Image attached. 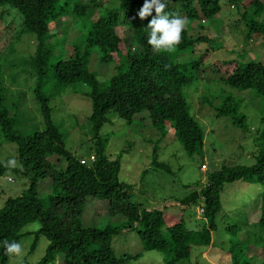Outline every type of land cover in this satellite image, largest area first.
I'll use <instances>...</instances> for the list:
<instances>
[{
    "label": "trees",
    "instance_id": "obj_1",
    "mask_svg": "<svg viewBox=\"0 0 264 264\" xmlns=\"http://www.w3.org/2000/svg\"><path fill=\"white\" fill-rule=\"evenodd\" d=\"M60 1L0 0V7L8 6L20 14L21 33L36 37V51L30 57V63L39 81L34 97L44 125L42 131L29 135L12 130V119L3 107L0 83V129L6 141L16 145L18 160L16 168L0 161V177L11 172L26 178L29 183L19 196L8 197L0 208V264H7L11 258L6 254L3 241L20 243L28 234H22L21 230L34 221L40 223V228L35 233L30 252L36 247L38 235L48 241L44 256L36 264H57L59 255L63 258L61 264H123L139 255L117 257L112 241L119 233L132 231L138 235L144 251L163 252L166 264L188 260L193 248L211 246L227 185L242 182L264 188V116L260 118L258 136L253 139L255 150L251 165L223 164L218 170L207 173V181L199 191H193L178 201L181 206L200 203L202 222L195 229L186 225L182 215L179 219L169 220L165 209L143 208L131 201L133 187L119 181L120 157L110 159L105 154L100 129L110 122L109 116L117 117L127 125L134 120L143 122L146 119L151 127L160 131L162 138L171 130L187 155L200 154L204 130L190 113L183 88L197 79L207 53L187 63L178 61V58L181 52L193 49L196 44L210 42L213 47L216 39L191 36L186 28L175 51H154L147 43V26L156 15L155 11L152 16L141 20L137 13L144 0H115L116 8L101 10L88 27L83 26L84 31L78 35L79 40L72 47L70 58L50 64L52 48L49 42L57 34L60 20L73 13L75 17L92 18L102 0H85V4L79 0H64L63 4ZM71 1L74 2L70 4ZM166 3V13L179 14L187 23L200 19L211 21L221 10L220 0H166ZM226 3L235 7L241 20L247 24L246 40L253 35L264 38V21L260 20L264 15V0H226ZM118 27L126 28L130 35L121 39L116 33ZM92 48L97 49L99 61L113 69L106 82H99L96 74L87 69ZM215 67L222 84L239 91L252 90L264 100V63L231 60L215 64ZM47 74L63 86L75 83L89 86L85 97L90 103L88 121L95 139L94 162L81 164L80 158L65 149L62 135L51 119L49 99L41 92V79ZM242 103L241 99L227 95L215 107L216 118H229L233 126L246 130V117L239 111ZM125 151L126 147L122 152ZM152 152L151 165L164 168V164L158 162V149L155 147ZM52 156L63 157L65 168L56 169L48 159ZM45 178H49L53 192L47 198V204L38 191L39 181ZM87 198L104 202L107 215L119 216L125 219V223L103 228L84 226L81 216ZM255 202L258 208L256 227L264 242V192L258 194ZM234 227L228 225L227 230ZM232 231L234 235L236 230ZM239 242L228 251L229 264H250L243 260L244 248Z\"/></svg>",
    "mask_w": 264,
    "mask_h": 264
},
{
    "label": "rangeland",
    "instance_id": "obj_2",
    "mask_svg": "<svg viewBox=\"0 0 264 264\" xmlns=\"http://www.w3.org/2000/svg\"><path fill=\"white\" fill-rule=\"evenodd\" d=\"M72 2L74 1L70 4ZM79 2L85 4L86 1ZM63 3L64 0H61L60 4ZM220 4V13L213 20L200 19L187 23L186 26L191 36L216 39L212 45L220 47L215 49L210 42L196 44L193 49L181 52L178 58V61L187 63L207 53L197 79L183 88L190 105V113L204 130L202 152L198 155H187L171 130L162 138L160 131L151 127L146 119L143 122L134 120L127 125L125 121L109 116L110 122L99 132L105 142V154L110 159L120 157L118 179L133 187L131 201L149 210L165 209L169 220L179 219L182 215L191 229H195L202 222L200 203L181 206L178 201L193 191H199L207 181V173L218 170L223 164L251 165L255 150L253 139L258 136L261 129L260 118L264 116L262 98L252 90L239 91L219 80L215 64L220 62L236 60L264 63V38L253 35L250 40H246L248 26L241 20L240 13L235 7L229 6L226 0H220ZM116 7L115 0H102L92 18L75 17L73 13L61 19L57 34L49 42L52 48L50 64L59 59L70 58L72 47L79 40L78 35L84 31L83 26L88 27L101 10ZM260 20L264 21V15ZM21 30L20 14L8 6L0 7V83L3 89V107L12 119V130L18 134L29 135L42 131L44 125L34 97L39 81L30 63V57L36 51V37L29 33L22 34ZM116 33L121 39L130 35L124 27H118ZM99 57L97 49H90L87 69L96 74L99 82H106L113 74V69H109L108 64L101 63ZM41 82V92L49 99L51 119L62 135L65 149L74 157L90 164L89 158L93 156L95 159V139L88 121L90 103L85 97L89 86L82 83L63 86L50 74L43 76ZM227 95L242 100L239 111L246 117V130L233 126L229 118H216L215 107ZM125 147L127 151L123 153ZM155 147L158 149V162L163 163L164 168H155L150 163ZM13 159L16 161L14 167L9 166V161ZM48 159L58 170L66 166L63 157L52 156ZM0 161L11 168L18 167L16 145L6 141L1 129ZM28 185L26 178L11 172L1 176L0 208L8 197L19 196ZM38 191L47 204V198L53 193L49 178L39 181ZM261 192H264V188L260 185H247L242 182L227 185L222 194V211L216 220L218 228L212 234L211 246L193 248L190 258L177 264H229L228 251L238 241L244 248L243 260L250 264L264 261V242L256 227L258 208L255 201ZM81 221L84 226L95 228L107 225L116 227L125 223V219L119 216H108L106 204L94 198H87ZM228 225L235 227L228 231ZM39 228L38 221L24 226L21 233L28 234L20 241L23 251L19 256L12 255L7 264H36L44 256L48 241L42 235H38L36 247L30 252ZM232 230H236L234 235ZM112 248L117 257L139 255L123 264H166V255L158 251H144L138 235L133 231L116 235ZM62 261L63 258L59 255L57 264Z\"/></svg>",
    "mask_w": 264,
    "mask_h": 264
},
{
    "label": "clouds",
    "instance_id": "obj_3",
    "mask_svg": "<svg viewBox=\"0 0 264 264\" xmlns=\"http://www.w3.org/2000/svg\"><path fill=\"white\" fill-rule=\"evenodd\" d=\"M167 8L166 0H144L142 8L137 15L141 20H144L153 15L147 29L149 36L147 43L154 51L173 52L182 42L183 33L187 26L186 18L179 14L171 15L165 12ZM16 161L10 160L9 166L14 167ZM6 254L19 256L22 251V245L16 241H3Z\"/></svg>",
    "mask_w": 264,
    "mask_h": 264
},
{
    "label": "built area",
    "instance_id": "obj_4",
    "mask_svg": "<svg viewBox=\"0 0 264 264\" xmlns=\"http://www.w3.org/2000/svg\"><path fill=\"white\" fill-rule=\"evenodd\" d=\"M94 160H95V159H94L93 156H91V157L89 158V162H90V163L94 162ZM80 163H81V164H88V161H86V160H81Z\"/></svg>",
    "mask_w": 264,
    "mask_h": 264
}]
</instances>
